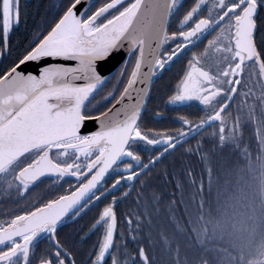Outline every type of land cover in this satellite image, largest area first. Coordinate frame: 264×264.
I'll return each instance as SVG.
<instances>
[{
  "label": "snow or ice",
  "instance_id": "1",
  "mask_svg": "<svg viewBox=\"0 0 264 264\" xmlns=\"http://www.w3.org/2000/svg\"><path fill=\"white\" fill-rule=\"evenodd\" d=\"M26 15L0 0V58L14 56L0 68V264H264V0H68L46 34L13 44ZM181 60L166 104L203 115L144 127L154 77ZM198 136L182 155L207 167L199 183L191 164L165 172L179 196L162 209L144 194L153 170ZM93 208L80 251L60 234Z\"/></svg>",
  "mask_w": 264,
  "mask_h": 264
},
{
  "label": "trees",
  "instance_id": "2",
  "mask_svg": "<svg viewBox=\"0 0 264 264\" xmlns=\"http://www.w3.org/2000/svg\"><path fill=\"white\" fill-rule=\"evenodd\" d=\"M68 0H26L22 1V6L26 10V18L23 19L20 23V25L15 29V31L12 33V42L13 44H19V43H27V40L32 37L33 34H36L35 29L37 28V25L39 28H42V32L46 34L48 30H50V27L54 25V22L58 19L59 15L62 14V8L63 5L66 4ZM25 20V25H24ZM24 25V29H22V26ZM34 32V33H31ZM15 55V53H14ZM14 58L10 57L8 59L2 58L0 60V68H3L8 65L9 60ZM174 67V66H173ZM167 72H170L167 74ZM167 74V77H166ZM178 72L176 68L174 67L172 70H167L162 75V73L153 81L152 87H151V98L147 104V108L151 109V113H154L155 110H161L163 105L166 104L167 96L171 93L173 90V86L175 83H177V76ZM163 120H154L150 119L148 122V118L145 117V120L143 122V126L149 129H154L156 131H161L163 129L162 127ZM210 132V131H209ZM247 135L245 136L246 142H250L252 144V148L255 149V129H249L247 132ZM206 135V133H205ZM201 137H196V139H193L189 142V144H185L183 148L177 149L175 153L168 156L161 164L157 165L156 168L153 170L154 174H158V178L155 179L152 182V186L145 190V195L150 196L153 191L158 196L162 197L161 201V208L164 209L165 205L169 200L175 199V196H173V193L176 194V196H179V192L173 183V181L176 179V175H165V172L168 173H179V169L181 165H189L194 168L195 170V177L197 178V183H199V177L204 173L205 168L207 167L204 165L198 157H193L191 155H182L184 153L185 149L189 147V145L195 146L197 141L200 140ZM233 162H235L236 158L233 157ZM221 179H220V186H223V176L224 173H219ZM205 185L207 184V176L204 174L203 176ZM185 180H188L187 177L184 178ZM236 176H232L231 180L233 183L236 181ZM139 185H137V191H139ZM196 193L195 186H189L186 184L185 186V193H184V202L187 204L189 202V198ZM137 192L133 191L132 196L128 197L127 201H122L120 203V208H118V214L120 216L121 213L127 214L129 211L135 212L137 210L136 203L134 202L136 199ZM205 198L215 201L216 198V187L213 188L212 194L209 197L208 193L205 192ZM197 200H199V196H197ZM190 212L193 216H195L196 213V204L191 203L189 204ZM177 215H183L184 214V206L180 205L177 209H175Z\"/></svg>",
  "mask_w": 264,
  "mask_h": 264
},
{
  "label": "flooded vegetation",
  "instance_id": "3",
  "mask_svg": "<svg viewBox=\"0 0 264 264\" xmlns=\"http://www.w3.org/2000/svg\"><path fill=\"white\" fill-rule=\"evenodd\" d=\"M22 1H26V0H22ZM25 20H24V25H25ZM24 25L22 26V29H24ZM40 26V25H39ZM39 26L37 25V28L35 29L34 32H36V34L42 32V28H39ZM41 27V26H40ZM31 31V33H34ZM211 38V37H209ZM2 58H0L1 60ZM134 60L135 58H133V64H134ZM183 60L178 61L176 64L174 65H170L168 70H172L174 67L176 68L177 72L180 73L181 68L183 67ZM174 66V67H173ZM131 70V69H129ZM167 71V70H165ZM165 71L162 72V75L165 73ZM170 72H167V74ZM166 74V77H167ZM177 79V78H176ZM116 81L111 80L110 77V82L105 85L97 94H96V99L93 101V104H95L97 101H99L101 99L102 96H105L109 91H111L113 89V87L115 86ZM176 83L173 86V90L175 88ZM123 84L120 85V88H123ZM172 90V91H173ZM171 91V92H172ZM118 96V93H117ZM114 103V101H113ZM193 105H196V102L193 101L191 102ZM111 105H109L110 107ZM159 113V117L156 116V114ZM189 113H196V115H190V119H198L199 115H203L202 111H199L198 107H190V108H184L182 110H174V106L172 105H163V107L161 108V110H155L154 113H151V109L147 108V115L146 117L148 118V122L150 121V119H154V120H163V124L162 127L163 129L161 131H172L176 128L181 127V125L177 122H175V117L178 115H186ZM147 127V126H146ZM207 131H211V129H208ZM199 137V136H198ZM192 141V140H190ZM189 141V142H190ZM142 155L144 156H148L150 155L149 152H144L142 153ZM49 181H45L44 185H41L38 189H36L35 191L38 192H43L45 190V187L49 184ZM64 189L68 188V184H64L63 186ZM100 207H103V205H100ZM118 208H120V204L117 206V211ZM97 212L96 208H93L90 212H88L85 216H83L82 218H80L79 220H77L75 223H69L67 227H65L60 234V238L61 239H68L70 243L72 242H77L78 238L76 236V232L83 227L85 230H87V228L89 227L90 223L92 222L93 217L95 216ZM118 218H119V214H118ZM96 236L95 235H90L85 241L83 242H77L76 243V247L78 250L80 251H85L87 249L91 248V245L93 244V242L96 240Z\"/></svg>",
  "mask_w": 264,
  "mask_h": 264
},
{
  "label": "water",
  "instance_id": "4",
  "mask_svg": "<svg viewBox=\"0 0 264 264\" xmlns=\"http://www.w3.org/2000/svg\"><path fill=\"white\" fill-rule=\"evenodd\" d=\"M129 1H130V0H129ZM149 2H150V0H145V3H149ZM73 66H74V65H73ZM30 70H31V66H30ZM145 71H147V68H145ZM161 73H162V72H158L157 75H156V77H158ZM156 77H154V79H155ZM89 127H92V125H89Z\"/></svg>",
  "mask_w": 264,
  "mask_h": 264
},
{
  "label": "rangeland",
  "instance_id": "5",
  "mask_svg": "<svg viewBox=\"0 0 264 264\" xmlns=\"http://www.w3.org/2000/svg\"><path fill=\"white\" fill-rule=\"evenodd\" d=\"M249 71H251L253 74H255V72H256V69L255 68H249ZM247 135V133L245 134V136ZM254 150V149H253Z\"/></svg>",
  "mask_w": 264,
  "mask_h": 264
},
{
  "label": "bare ground",
  "instance_id": "6",
  "mask_svg": "<svg viewBox=\"0 0 264 264\" xmlns=\"http://www.w3.org/2000/svg\"><path fill=\"white\" fill-rule=\"evenodd\" d=\"M163 72V71H162Z\"/></svg>",
  "mask_w": 264,
  "mask_h": 264
}]
</instances>
